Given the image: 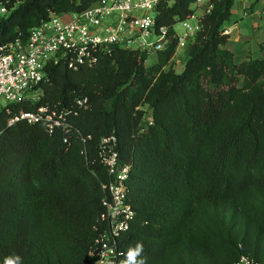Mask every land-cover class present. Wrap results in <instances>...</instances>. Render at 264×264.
<instances>
[{
	"label": "trees",
	"instance_id": "obj_1",
	"mask_svg": "<svg viewBox=\"0 0 264 264\" xmlns=\"http://www.w3.org/2000/svg\"><path fill=\"white\" fill-rule=\"evenodd\" d=\"M97 1L0 0L10 9L0 44L25 40L51 14L79 13ZM209 1L181 73L165 70L177 39L149 66L147 52L112 46L91 68L48 65L37 102L2 110L0 264L14 253L23 264L90 261L105 228L102 183L109 179L99 145L112 134L130 165L127 198L135 211L118 242L122 251L140 241L146 264L264 262L240 247L220 213L232 207L264 228V45L261 57L237 62L225 33L235 0ZM196 2L162 0L158 25L175 32ZM43 107L35 123L8 124ZM62 110L78 115L50 131L48 116Z\"/></svg>",
	"mask_w": 264,
	"mask_h": 264
},
{
	"label": "built area",
	"instance_id": "obj_2",
	"mask_svg": "<svg viewBox=\"0 0 264 264\" xmlns=\"http://www.w3.org/2000/svg\"><path fill=\"white\" fill-rule=\"evenodd\" d=\"M161 1L98 0L79 13L64 16L51 14L49 20L32 28L25 40L17 37L12 42L0 44V113L3 109L9 111L10 104L22 100L37 102L41 96L39 85L45 79L50 64L62 63L77 71L82 67L95 66L101 56L110 53L112 46L152 55L166 50L175 39L178 40V46L193 42L202 18L212 9L210 1L197 0L193 6L195 12L177 23L173 33L165 25V31L162 32V26L157 23L156 10ZM9 13L10 9L0 3V21ZM192 20L196 23L192 24ZM177 25L183 31H178ZM225 33L228 34V31L225 30ZM87 104L86 98L78 100L80 108H86ZM46 112L45 107L34 113L22 112L20 116L9 120L8 124L20 118L32 124L42 119ZM55 114L53 112V115L48 116L51 120L50 131L55 126L68 127L66 118L69 114L77 116L78 112L62 110L58 117ZM147 121H152L151 116L147 117ZM99 147L100 161L109 177L107 182L102 183L105 196L101 221L105 228L97 239V246L89 253L90 261L84 264H119L123 251L118 242L129 229L135 215L127 198L126 178L130 165L120 157L115 134L103 137ZM129 213H132L131 218ZM239 264L264 262L242 256Z\"/></svg>",
	"mask_w": 264,
	"mask_h": 264
},
{
	"label": "rangeland",
	"instance_id": "obj_3",
	"mask_svg": "<svg viewBox=\"0 0 264 264\" xmlns=\"http://www.w3.org/2000/svg\"><path fill=\"white\" fill-rule=\"evenodd\" d=\"M263 5H264V0H248L245 11L247 12L248 15H250L258 11V9ZM261 10H262L261 13H264V6ZM191 23L195 24L196 21L192 20ZM227 24H230V22L226 23V25ZM177 28L178 30L183 31V28L180 25H178ZM251 29L254 30L255 28L253 27L248 28L247 31ZM250 33L251 32L248 31V33H245L244 37H247V35ZM241 37H243V35ZM258 37L260 39H264V36L262 35ZM252 38L253 35L247 38L249 40H247L246 42L248 41L250 42V39ZM192 44L193 42H187L184 45H179L175 57L171 60L169 65L165 67V70L172 69L176 73H181L185 68V63L188 59L189 50ZM263 45L264 42L260 44V51L262 50ZM252 53L253 52L250 53L249 57H251ZM236 55H238V57L241 56L240 54H236ZM156 61H157V55L153 53L152 55H150L149 59L147 60L146 65L149 66ZM220 213L222 214V217L225 220V222H227L229 226H231L230 227L231 231L235 236L236 240L239 242L240 247L247 252L258 254L259 256L263 257L264 228L260 227L259 225L248 219L240 212L235 211L232 207L226 206L224 208H221Z\"/></svg>",
	"mask_w": 264,
	"mask_h": 264
},
{
	"label": "crops",
	"instance_id": "obj_4",
	"mask_svg": "<svg viewBox=\"0 0 264 264\" xmlns=\"http://www.w3.org/2000/svg\"><path fill=\"white\" fill-rule=\"evenodd\" d=\"M247 1L248 0H235V4L232 8V18L230 24L225 25V29L229 34L228 48L234 52L237 62L247 60L251 52H253L251 55L252 58H258L263 55L262 50L260 51V44L264 42V39H260L258 36H264V13H261V9L264 5L261 6L255 13L248 15L245 11ZM197 12L199 13V11ZM177 27L178 25L176 26V29L178 30ZM252 27L255 29L248 30L251 33L248 34L247 37H244L245 33H248L247 29ZM241 34L243 37H241ZM252 35L253 38L250 39V42H246L249 40L247 38ZM236 54H240V58Z\"/></svg>",
	"mask_w": 264,
	"mask_h": 264
},
{
	"label": "clouds",
	"instance_id": "obj_5",
	"mask_svg": "<svg viewBox=\"0 0 264 264\" xmlns=\"http://www.w3.org/2000/svg\"><path fill=\"white\" fill-rule=\"evenodd\" d=\"M161 31H165L163 26L161 27ZM131 216L132 213H129V218ZM121 255L123 259L120 260L119 264H146L147 262V257L144 255V245L140 241H137L134 245L130 244ZM4 264H23V259L20 255L14 253L4 258Z\"/></svg>",
	"mask_w": 264,
	"mask_h": 264
}]
</instances>
